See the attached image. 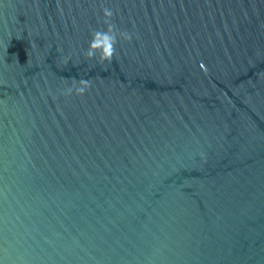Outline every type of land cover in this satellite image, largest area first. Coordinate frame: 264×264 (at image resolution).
<instances>
[{
	"label": "water",
	"instance_id": "1",
	"mask_svg": "<svg viewBox=\"0 0 264 264\" xmlns=\"http://www.w3.org/2000/svg\"><path fill=\"white\" fill-rule=\"evenodd\" d=\"M0 264H264V0H0Z\"/></svg>",
	"mask_w": 264,
	"mask_h": 264
},
{
	"label": "clouds",
	"instance_id": "2",
	"mask_svg": "<svg viewBox=\"0 0 264 264\" xmlns=\"http://www.w3.org/2000/svg\"><path fill=\"white\" fill-rule=\"evenodd\" d=\"M103 24L106 26L104 29L94 30L92 38L89 41L87 49L83 55L86 59H96L101 65L105 63L111 64L113 57L117 52V45L121 40L131 41L132 33L121 31L113 22L115 15L114 11L109 7L102 8ZM92 87V80L73 78L72 86L64 90V95L83 96Z\"/></svg>",
	"mask_w": 264,
	"mask_h": 264
}]
</instances>
